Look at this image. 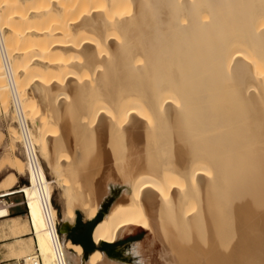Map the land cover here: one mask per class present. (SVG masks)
Returning a JSON list of instances; mask_svg holds the SVG:
<instances>
[{
  "label": "bare ground",
  "instance_id": "obj_1",
  "mask_svg": "<svg viewBox=\"0 0 264 264\" xmlns=\"http://www.w3.org/2000/svg\"><path fill=\"white\" fill-rule=\"evenodd\" d=\"M8 92L25 161L5 149L0 203L23 196L40 264H128L56 226L93 220L113 189L96 245L141 228L164 264H264V0H0L5 112Z\"/></svg>",
  "mask_w": 264,
  "mask_h": 264
},
{
  "label": "rangeland",
  "instance_id": "obj_2",
  "mask_svg": "<svg viewBox=\"0 0 264 264\" xmlns=\"http://www.w3.org/2000/svg\"><path fill=\"white\" fill-rule=\"evenodd\" d=\"M5 30L4 32H6ZM43 88L38 83H33L30 86V89L27 90L28 93L33 94L37 100L40 102L42 106H47V98L45 99ZM32 92V93H31ZM43 94V95H42ZM8 99H9V106L8 111L5 112L3 107L0 104V134H2V139L0 140V159L3 156V153L5 154V149L10 156H17L20 159L25 161V153L22 146V142H17L16 145L12 146V151L10 150L12 142H10V136L7 133L8 128L13 126V128L18 132V125H17V119L15 112L13 113V105L11 104V98L9 96L8 92ZM44 99V100H43ZM45 102V103H44ZM49 108V107H48ZM13 114V115H12ZM28 124L31 129H33L34 125L33 123L28 120ZM33 126V127H32ZM16 127V128H15ZM19 133V132H18ZM20 136V134H18ZM20 139V138H19ZM21 141V140H19ZM51 146L49 142V138H47V150L51 151ZM45 147V148H46ZM50 148V149H49ZM8 149V150H7ZM50 153V152H49ZM47 153L48 155L52 153ZM48 155H46L48 157ZM39 156V155H38ZM40 158V156H39ZM49 158V157H48ZM44 158V159H48ZM41 164L46 172V177L48 181L53 182L52 184V205L57 211L58 217H61V213L63 210V203L61 198V182L56 179L55 174L47 167L46 161L41 159ZM11 171L7 168L3 169L0 172V180H2L6 175H8ZM57 181V182H56ZM59 182V183H58ZM58 183V184H57ZM58 186H57V185ZM28 185V180L26 177H19L18 176V182L14 186V188H19L21 186ZM57 186V188H56ZM117 189H113L112 193L109 197L105 200L103 204V208L100 209L99 214L102 216L103 212L107 209L110 202L117 196ZM9 206V212L12 217H20L17 219V225L22 226L18 227L16 233L14 235H8L7 232V226L9 224L8 221L3 222L5 219L0 220V239H13L12 241L16 242L18 247L25 248V239H30V248H27L24 250L23 253L19 255H15L16 262L15 264L21 263V260H24V258L27 255L33 254V235L30 234V229L28 226V218H27V209L25 205V200L21 194H16L11 197H7L2 200L0 203V206ZM77 220L84 221L82 214L80 212H77L76 219ZM22 223V224H21ZM7 224V225H6ZM24 224V225H23ZM74 224V223H73ZM63 222L59 221L56 222L57 230H61L63 227ZM6 226V227H5ZM27 226V227H26ZM25 227V228H23ZM3 230V231H2ZM5 230V231H4ZM19 230V231H18ZM19 232V233H18ZM5 236H4V235ZM15 235H17L15 237ZM9 236V237H8ZM12 236V237H11ZM134 243H141L142 250H140V255H134L132 254L131 247ZM31 250V251H30ZM109 251L113 254L111 257H115L123 262H126L128 264H164L161 255H162V249L161 245L153 240V237L149 235V232L146 230H143L141 228H132L128 231H125L122 235H120L117 239V244L109 247ZM17 257V258H16ZM20 259V261H18ZM161 260V261H160Z\"/></svg>",
  "mask_w": 264,
  "mask_h": 264
},
{
  "label": "crops",
  "instance_id": "obj_3",
  "mask_svg": "<svg viewBox=\"0 0 264 264\" xmlns=\"http://www.w3.org/2000/svg\"><path fill=\"white\" fill-rule=\"evenodd\" d=\"M26 209H27V207H26ZM9 217L10 218H16V219L20 218V217H12L11 215H9ZM90 221L91 220H88V221L87 220H84V221L77 220L76 222H74V224L68 226L67 228L62 227L61 230L58 231V233L60 234V236L63 237L64 241L68 240L69 242L72 243V241L69 238H70V236L77 238V236L75 235L77 233L76 228L78 227V225H81L82 227H84L83 229H85V230L89 229L90 230V238H91V241L93 242L92 237H91V233H92L94 226L91 227L88 224V222H90ZM31 238L25 239V245H26L25 248L18 247L16 242L12 241L13 239H11V238L10 239H0V253H1L0 264H15V262H16L15 255H19V254L23 253L25 249L30 248V239ZM93 244H94V242H93ZM106 244H108V243H101L100 245H96V244H94V245L100 249H105V248L107 249L109 247H106ZM75 245L81 246L80 244H75ZM11 248H12V250L10 251L9 249H11ZM81 248H82V246H81ZM107 252L110 253L109 250ZM107 252H104V253L109 255ZM84 254H87V253L84 252Z\"/></svg>",
  "mask_w": 264,
  "mask_h": 264
},
{
  "label": "trees",
  "instance_id": "obj_4",
  "mask_svg": "<svg viewBox=\"0 0 264 264\" xmlns=\"http://www.w3.org/2000/svg\"><path fill=\"white\" fill-rule=\"evenodd\" d=\"M101 218V215L98 213L97 216L91 220L90 222H88V224L93 227ZM84 227H82L81 225H78L77 229V233L75 234L77 236L73 237L70 236V240L72 241L73 244H80L83 248V251L87 254H91L92 252H94L95 250H101L103 252H107L109 250V248H105V249H100L97 248L93 242L91 241L90 238V230H85L83 229ZM117 242H115L114 244H106V247H112L114 245H116ZM108 253V252H107ZM110 256H112L113 254L110 252L108 253Z\"/></svg>",
  "mask_w": 264,
  "mask_h": 264
},
{
  "label": "built area",
  "instance_id": "obj_5",
  "mask_svg": "<svg viewBox=\"0 0 264 264\" xmlns=\"http://www.w3.org/2000/svg\"><path fill=\"white\" fill-rule=\"evenodd\" d=\"M0 207H7L8 210H9V206H0ZM26 263L28 264H40V257L38 256V254L35 252L31 255H29L27 258H26Z\"/></svg>",
  "mask_w": 264,
  "mask_h": 264
},
{
  "label": "water",
  "instance_id": "obj_6",
  "mask_svg": "<svg viewBox=\"0 0 264 264\" xmlns=\"http://www.w3.org/2000/svg\"><path fill=\"white\" fill-rule=\"evenodd\" d=\"M63 227H65V228H67L68 227V225H65L64 223H63V225H62ZM70 226V225H69ZM88 254H84V256H87Z\"/></svg>",
  "mask_w": 264,
  "mask_h": 264
}]
</instances>
